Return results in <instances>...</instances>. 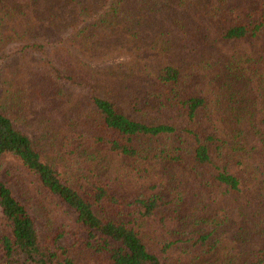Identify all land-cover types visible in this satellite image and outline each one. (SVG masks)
<instances>
[{
	"label": "trees",
	"instance_id": "1",
	"mask_svg": "<svg viewBox=\"0 0 264 264\" xmlns=\"http://www.w3.org/2000/svg\"><path fill=\"white\" fill-rule=\"evenodd\" d=\"M0 1L1 54L59 37L45 61L17 50L0 95V264H77L51 247L68 237L101 264H264V0ZM58 138L87 166L38 147ZM105 153L137 166L130 197L94 175ZM43 192L64 208L53 241Z\"/></svg>",
	"mask_w": 264,
	"mask_h": 264
},
{
	"label": "rangeland",
	"instance_id": "2",
	"mask_svg": "<svg viewBox=\"0 0 264 264\" xmlns=\"http://www.w3.org/2000/svg\"><path fill=\"white\" fill-rule=\"evenodd\" d=\"M2 1H0V9L2 8ZM43 9L44 6H41ZM41 9V8H40ZM39 9V10H40ZM1 14V13H0ZM45 14V12L43 13ZM7 35V32H6ZM59 37L56 35H44L42 37H40L39 39L37 38H33V41L29 42H23L22 44L19 43H10L8 45L5 46V50L2 52L1 55H3L4 53L7 54V58L5 57L4 61H1L0 63V95L3 94V91L6 89H9L10 84H5V79H13V73L15 71L19 72V75H16L15 78L17 76H19V78L22 79V76L20 75V69L21 67H23V63L21 62V60H18L19 57L15 54V52L19 49H22L25 45L29 46L30 48L27 51H31L34 55H36L37 58L41 59V61H45L46 59H51L50 58V54L51 52H53L55 50V48L57 47V44H59L58 42ZM46 45V47L44 48V46ZM229 47L234 46L233 43H229L228 44ZM32 48V49H31ZM44 48V50H43ZM122 58V57H121ZM28 65H35L34 62H27ZM101 66H108V64H102ZM99 68V67H97ZM49 104L47 103V97L45 96L44 102H42L40 104L41 107V112L45 113V107H47ZM8 110V109H7ZM40 114V113H39ZM15 115V114H13ZM46 115H50L49 112L46 113ZM44 114L40 115V120L43 119ZM15 118V117H14ZM22 119V118H21ZM31 120H34V118H31ZM36 122V120H35ZM57 131L60 135L61 138L65 137V134L60 132L61 130H55ZM62 133V134H61ZM49 136V134H48ZM36 138V137H35ZM61 138H58L59 140L56 142L57 144L55 146H53L52 142H50L49 140H45V142H47V144H45L43 147L42 146H38L39 148H42V151L46 154L49 155L50 158H52L53 160H55L58 163V166L60 168H64L67 165V162L70 160V158L74 157L75 161L76 159H79V163H82V167H86L87 166V162L88 159L90 158L88 157L90 153H92L91 151H85L87 153H84V155L81 154V151L83 150H79L76 151V154L74 156L72 155H68L65 154L66 150H64L63 146L60 145L61 144ZM38 139V137H37ZM42 142V143H45ZM60 144H59V143ZM70 142V147L68 151H73V150H77V145L78 144H82V148L85 146V148H90V144L86 145L83 141H81L78 138H75L73 135L67 136V139L64 140V143L67 145ZM84 145V146H83ZM69 146V145H67ZM68 149V148H67ZM68 153V152H67ZM68 155V156H67ZM94 157L97 156L96 159L93 160V165L95 166V174L97 177H99L103 182H106L107 184H109V187L113 190L112 193L114 195H116L119 198H128L130 197V195L135 191L134 186H132V184L134 182H138L139 180L136 179L137 175L139 177V173H133V172H137L136 170V165H130L127 162H125V160L123 158H116L115 155L113 154H102V155H93ZM87 161V162H86ZM6 163V164H5ZM7 164L11 165V159H5L4 163L2 164V167H5ZM147 165V164H146ZM68 166V165H67ZM81 166V164H79V166H77L78 168ZM132 166V167H131ZM139 171H141V177L145 176L146 172V166L145 164L141 165L139 167ZM14 169H12L13 171ZM2 173H5V169L3 168ZM123 173H125L126 175H128L129 180H123L124 177H126V175H123ZM131 173V176H129V174ZM6 174V173H5ZM4 177H6V179L8 180V176L7 174ZM33 195H35V200L34 202L32 201V206L35 207V215L37 218V221L39 223V227H42V232L43 235L46 236L45 234H47L49 231L50 237L47 238L50 241H53V238H51L52 233H57L58 232V227H60V224L63 220L64 217V208L59 206L58 203H56V200L51 199L48 194L46 193H41L36 194L33 193ZM37 198H40V201H38ZM49 199V200H48ZM37 203H41V204H37ZM45 206V207H44ZM46 208V209H45ZM47 210V215L43 212H45ZM49 213V214H48ZM262 213L264 214V211L262 210ZM49 241V243H50ZM52 243V242H51ZM55 246H62V247H67L69 249V251L73 254L74 259L76 260L77 264H101L100 259L97 258V256H94L90 251L88 250H81L79 249V247L75 244V241L71 238H65L62 242L60 241L59 243L56 244H51L52 248H55ZM1 259V256H0ZM173 260H175L174 258H172ZM187 264V262H186ZM191 264H205V258H197L193 259V261L191 262Z\"/></svg>",
	"mask_w": 264,
	"mask_h": 264
}]
</instances>
